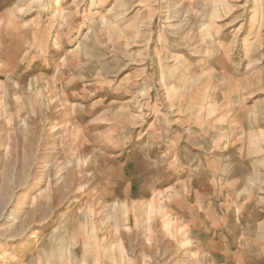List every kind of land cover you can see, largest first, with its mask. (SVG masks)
I'll use <instances>...</instances> for the list:
<instances>
[{
    "label": "rangeland",
    "instance_id": "rangeland-1",
    "mask_svg": "<svg viewBox=\"0 0 264 264\" xmlns=\"http://www.w3.org/2000/svg\"><path fill=\"white\" fill-rule=\"evenodd\" d=\"M196 248L264 264V0H0V264Z\"/></svg>",
    "mask_w": 264,
    "mask_h": 264
},
{
    "label": "bare ground",
    "instance_id": "bare-ground-1",
    "mask_svg": "<svg viewBox=\"0 0 264 264\" xmlns=\"http://www.w3.org/2000/svg\"><path fill=\"white\" fill-rule=\"evenodd\" d=\"M55 6V5H54ZM243 51V50H242ZM170 227V220H168L165 224V228L169 229ZM201 255V251L199 248H196L195 250H193L192 252H190L186 258H184V264H186L189 260H195L198 259Z\"/></svg>",
    "mask_w": 264,
    "mask_h": 264
}]
</instances>
